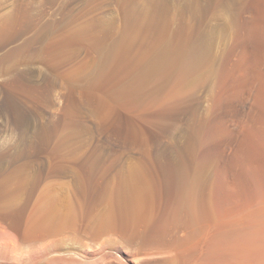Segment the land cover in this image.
Listing matches in <instances>:
<instances>
[{
	"label": "bare ground",
	"instance_id": "6f19581e",
	"mask_svg": "<svg viewBox=\"0 0 264 264\" xmlns=\"http://www.w3.org/2000/svg\"><path fill=\"white\" fill-rule=\"evenodd\" d=\"M128 3L102 59L117 73L114 192L102 191L120 241L90 264H264V0Z\"/></svg>",
	"mask_w": 264,
	"mask_h": 264
},
{
	"label": "rangeland",
	"instance_id": "374dc122",
	"mask_svg": "<svg viewBox=\"0 0 264 264\" xmlns=\"http://www.w3.org/2000/svg\"><path fill=\"white\" fill-rule=\"evenodd\" d=\"M129 1L0 0V23H15L0 24V264H90L120 241L102 191L114 192L117 73L102 59Z\"/></svg>",
	"mask_w": 264,
	"mask_h": 264
}]
</instances>
